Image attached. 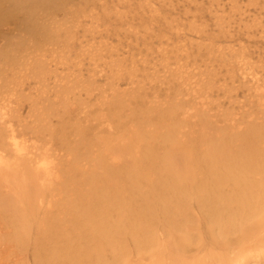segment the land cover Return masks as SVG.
<instances>
[{"label": "bare ground", "instance_id": "obj_1", "mask_svg": "<svg viewBox=\"0 0 264 264\" xmlns=\"http://www.w3.org/2000/svg\"><path fill=\"white\" fill-rule=\"evenodd\" d=\"M74 2L0 0V40L4 27L24 33L5 43L14 61L4 50L0 100L25 94V78L44 79L42 46L53 47L57 14ZM16 63L20 88L7 85ZM91 75L78 93L93 101L76 112L66 81L53 86L58 107L30 106L29 121L24 100L0 103V264H264V82L253 76V97L232 109L229 99V111L195 78L179 75V96L168 82L165 97L146 102L132 78L121 89L113 75Z\"/></svg>", "mask_w": 264, "mask_h": 264}, {"label": "rangeland", "instance_id": "obj_2", "mask_svg": "<svg viewBox=\"0 0 264 264\" xmlns=\"http://www.w3.org/2000/svg\"><path fill=\"white\" fill-rule=\"evenodd\" d=\"M75 1L77 2H74V11L71 9L65 15L62 12L57 14L56 19L61 20V22H58L61 25V30L58 33L59 36L56 35L55 37L54 35L55 43H52L53 47L51 44L45 45L47 47L42 46L40 54L43 56L40 55V60L43 61H40V65L42 62L48 64L45 66L48 69L46 74L41 73L44 79L25 78L22 86L25 94L23 90L17 91L18 95L12 94L11 98L10 95H6L0 100L3 105L13 103L11 106L18 105V99L19 101L24 100L23 106H21L23 102H18V108L22 110V114L27 117L28 121L31 115L29 112L30 106H33L32 110H36L33 113L42 112L43 107L48 106V103H53L54 106L58 107L60 103L55 104L54 101L58 102L59 98L54 92L56 88L53 87L58 82L63 84L66 81L70 84V87L72 86V100L67 102V104L72 103V107L69 106L71 110L76 112L81 101L85 102V105L90 104L86 100L88 101L91 98L93 101V97L87 96L84 98L85 92L80 95L78 92L81 90V84L86 83L88 79L90 81L93 73L96 74L94 77L97 82L101 84H104L106 76L113 75L111 79L118 81L121 89H128V85H131L130 78H132V82H137L136 85L140 84L142 86V95L144 94L146 102L153 101L155 93L160 97H165L167 90L164 88L169 86L167 85L168 82L172 86L168 89L170 97L179 96V90L181 89L175 91L178 88L177 83H175L176 80L179 81L181 78L186 77L187 81L194 83L191 80L195 78V83L198 82L199 86L203 84L204 89L208 91L207 94L210 95V98H207L211 99L209 100V102L211 101L210 105H212V102L219 104L216 106L217 110H219V107L222 109L229 107V99L234 101V105H230L232 109L243 104L241 103L242 100L245 102V100L250 99L249 97H253L252 95L256 92L254 88H250L254 83L253 76L264 82V67H262L264 66V0H88L85 5H83L84 1L82 3H79V0ZM52 25L54 26V24H50V28L53 27ZM91 25L92 27H90ZM4 30H6L5 35L8 41L0 40V49L2 48L0 50V67L4 66V50L6 52L7 48H11L5 43L13 42L15 44L16 38L24 34L19 30L14 31L12 35L10 33L11 29L7 27H4ZM24 39L26 40V37ZM27 43L29 44V42ZM111 45L113 48L110 47ZM29 46H24V48ZM43 47L46 49L43 50ZM6 53L10 54L7 55V58L10 60L12 55L10 61H14L13 54ZM99 53L101 56H99ZM35 54H38V51ZM37 56L39 57V55ZM15 67L17 68L10 72V76H17L11 78L10 83L7 85L11 87L16 85L20 88L21 79L19 78L20 81L17 79L19 76L17 71L20 66L16 63ZM44 68L41 67V69ZM49 68H51V72H49ZM176 70L177 74L175 73ZM111 71L114 73L112 74ZM193 71L195 77L190 79L189 76L193 74ZM169 73H173L174 77ZM195 73L198 75H195ZM61 78H63V82ZM5 79L8 81L7 77ZM200 79L203 81H200ZM17 81L19 84H17ZM174 85L177 87L176 89ZM26 91L30 93L28 95H31L30 100H33L32 102L26 101ZM146 91L149 92L146 93ZM8 93L10 94V92ZM21 95L25 99H21ZM7 96L10 101L6 98ZM47 97L48 99H46ZM4 100L9 101V103H5ZM62 105H65V103ZM54 106H51V110L46 108V111L53 112L50 118L52 121L54 120L53 122H56L58 119L55 114L57 108ZM53 107L55 110H53ZM231 109L226 110L230 111ZM218 114L220 115V113Z\"/></svg>", "mask_w": 264, "mask_h": 264}]
</instances>
